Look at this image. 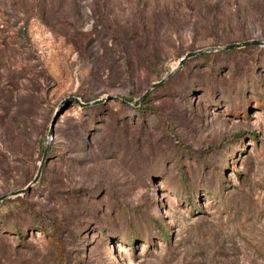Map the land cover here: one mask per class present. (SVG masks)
<instances>
[{"label": "rangeland", "instance_id": "rangeland-1", "mask_svg": "<svg viewBox=\"0 0 264 264\" xmlns=\"http://www.w3.org/2000/svg\"><path fill=\"white\" fill-rule=\"evenodd\" d=\"M13 193L0 264H264V0H0Z\"/></svg>", "mask_w": 264, "mask_h": 264}, {"label": "water", "instance_id": "water-1", "mask_svg": "<svg viewBox=\"0 0 264 264\" xmlns=\"http://www.w3.org/2000/svg\"><path fill=\"white\" fill-rule=\"evenodd\" d=\"M257 45H259V43L256 42V41L245 42V43H241V44H234V45L226 46V47L224 48V50H230V49H233V48H240V47H246V46H257ZM199 53H200V52H195V53H188V54H186L182 59L179 60V62H178V64H177V67H176V68L180 67L186 59L191 58V57H193V56H195V55H198ZM158 85H159V83H156V84L151 85V86L145 91V93L141 96L140 99H142L143 97H145V95H146L151 89L156 88ZM108 99H109V98H108ZM140 99H139V100H140ZM68 101H70V102H72V103H75V104H77V105L80 106V107H89V106H91V105L93 106V105H96V104H99V103L102 102V101H95V102H93V103L81 104V103H79V101H78L77 99H74V98H69ZM52 126H53V124L51 123L50 128H49V130H48V132H47V136H51V134H52ZM45 153H46V149H45L44 152H43L42 160H43L44 157H45ZM40 167H41V166H40ZM39 172H40V168L37 170V174H36L35 178L33 179V181L36 180V178H37L38 175H39ZM21 192H22V191H21ZM21 192H20V193H21ZM14 195H16V193H13V194H10V195H6V196H2V197H0V201L3 200V199H5V198H7V197H9V196H14Z\"/></svg>", "mask_w": 264, "mask_h": 264}, {"label": "trees", "instance_id": "trees-1", "mask_svg": "<svg viewBox=\"0 0 264 264\" xmlns=\"http://www.w3.org/2000/svg\"><path fill=\"white\" fill-rule=\"evenodd\" d=\"M85 109V108H84Z\"/></svg>", "mask_w": 264, "mask_h": 264}]
</instances>
